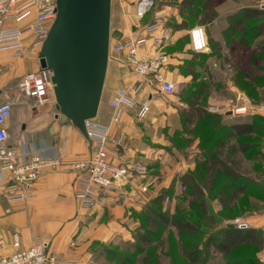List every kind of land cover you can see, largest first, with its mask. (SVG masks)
<instances>
[{
    "label": "crops",
    "instance_id": "crops-1",
    "mask_svg": "<svg viewBox=\"0 0 264 264\" xmlns=\"http://www.w3.org/2000/svg\"><path fill=\"white\" fill-rule=\"evenodd\" d=\"M137 1L120 0L121 9L115 12L112 0V44L125 40L134 29L123 10L127 6V11L134 12ZM262 6L264 0L217 1V18L206 25L197 22L195 26L204 27L209 46L213 47H210L209 52L192 49L190 31L194 26L189 24L180 30L171 26L166 29L161 27L163 21H168L167 17L175 18L177 23L182 22L178 9L167 6L159 11L156 16L160 25L157 35L162 37L164 51L170 56L168 64L162 69L164 77L175 84V88H194L210 77L208 73L204 76L198 69L209 70L210 74L217 76L211 77L214 91L210 99L224 101L228 108L238 100L244 114L264 118V60L232 65L229 63L231 54L224 46L228 40L224 30L228 26L229 16L246 7L264 9ZM137 21L140 19L137 18ZM134 25H137L136 28L141 27L138 23ZM34 38L33 35L26 38V53L22 57H16L11 49L0 50V104L6 101L12 103L11 116L6 122L8 143L26 159L36 153L63 161L81 159L88 154L87 140L68 120L57 116L55 98L36 106L32 99L18 89L19 80L39 68V62L30 54ZM183 39L187 41L185 47L177 49V43ZM233 42L238 44L237 41ZM154 49L153 40H149L140 53L151 55ZM243 49L250 51V48ZM204 57L207 60L202 65L200 62ZM238 70L244 75H248V70L257 72L260 85L251 88L248 93L246 78L244 88L237 84ZM132 86L136 90L131 96L137 104L132 108L124 106L120 121L113 123L110 107L112 97L119 88ZM144 101L149 102L146 112L141 107ZM209 106L217 107L208 109L212 113H224L226 118L235 116L234 108L220 109L219 103ZM186 108L187 103L179 101L176 92L165 96L157 91L155 85H150L146 80L138 81L125 52H111L96 119L111 126L113 141L109 144V155L113 161L118 162L119 141L126 157L151 168L146 179L142 180L143 184L150 185L149 190L142 193L139 181L133 179L128 185L130 194L127 198L120 199L116 194H111L103 197L99 204L81 209L75 198L77 175L66 165L44 168L32 187V197L26 200L8 199L5 185H0V254L9 255L17 250L14 247L16 237L21 248H27L35 237L49 236L52 250L65 259L62 264H97L106 246L131 240L132 229L137 224L135 215L147 201L157 196L162 187L169 186L176 174L177 168L171 166L173 157L165 147L171 144L169 137L173 131L183 128L181 110ZM229 111H233V114H227ZM139 198L145 201L141 203Z\"/></svg>",
    "mask_w": 264,
    "mask_h": 264
},
{
    "label": "built area",
    "instance_id": "built-area-1",
    "mask_svg": "<svg viewBox=\"0 0 264 264\" xmlns=\"http://www.w3.org/2000/svg\"><path fill=\"white\" fill-rule=\"evenodd\" d=\"M155 0H138L135 11L138 19H142L154 6ZM57 15V0H0V50L11 49L16 57L26 53V38L35 36L30 54L39 62V52ZM158 23L148 24L133 29L130 35L121 42L112 44L111 52H125L132 73L138 81L146 80L155 85L162 95H172L175 84L168 81L162 69L169 62V55L164 51L162 37H159ZM192 49L196 52H209L210 46L204 27L198 26L190 31ZM149 40H153V54H141ZM19 91L34 101V105H43L54 98L51 73L40 67L25 74L18 82ZM135 87L119 88L110 102L113 123L120 121L124 106L134 107L137 104L131 93ZM143 112L149 110V102L141 104ZM243 108L234 109L235 113ZM12 112V103L0 104V185H5L6 197L10 200L29 199L32 187L43 169L49 166L66 165L76 173L75 198L81 209H88L101 202L103 197L116 194L120 199L128 197L126 185L137 179L142 193L148 191L142 179L150 172L148 167L133 162L126 157L125 150L117 141L118 162L109 155V144L113 141L111 126L96 118L87 121L89 140L88 154L77 160L63 161L50 158L39 153L30 159L11 147L8 143L9 132L6 122ZM168 200V198H167ZM231 223L241 228L248 224L235 220ZM1 245V242H0ZM75 245V243H73ZM14 247L17 250L9 255L0 254V264H62L65 259L52 250L49 236L35 237L27 248H21L16 237ZM264 253V247H263Z\"/></svg>",
    "mask_w": 264,
    "mask_h": 264
},
{
    "label": "rangeland",
    "instance_id": "rangeland-1",
    "mask_svg": "<svg viewBox=\"0 0 264 264\" xmlns=\"http://www.w3.org/2000/svg\"><path fill=\"white\" fill-rule=\"evenodd\" d=\"M180 2L181 0H155L152 9L144 18L140 19V21H137L138 17L136 16L135 10L134 12H129L127 11L129 7L125 6L123 12L127 13L126 17L128 21L133 23L134 29H137L138 27L136 28L137 25H134V23L140 24L141 27L158 23L156 16L159 11L165 9L167 6L179 10ZM197 4V7H199V3ZM119 9H121L120 0H113V10L117 12ZM186 17L189 24L194 26V29L197 22H199V8L197 16L190 13ZM167 18L168 21H163V25L160 23L163 29L169 28L170 26L173 27L177 23L175 18ZM172 20L174 22H172ZM262 21H264V18L251 21L248 27L257 25ZM258 30L257 28L252 31L251 34L245 36V39H249L251 42V46L249 47L250 51L243 49L239 44L233 42L237 41L239 37L238 34L230 38L225 37L228 40L225 42L224 46L231 54L230 57H232L229 63L234 65L245 64V62L249 60L252 62L258 61L259 59L264 60V58L261 59V55L255 51L258 45L264 44V35L258 36V38H252L258 33ZM186 43L187 41L185 39L179 41L176 45L177 49H183ZM211 49H213V47H211ZM206 60L207 59L204 57V60H201L200 63L204 65L203 63H206ZM218 62L217 58V64ZM198 70L200 73H203L204 76H207V73L210 75L209 78L204 80L207 84L205 92L206 100L204 101L206 108H217L209 105L219 103L220 109H227L228 107L223 103L224 101L210 99L212 95L211 92L214 91L211 78L214 75L210 74L209 70ZM214 77L217 76L215 75ZM236 78L243 88L245 84H243L242 75L237 73ZM194 88L177 87L175 89L177 99L179 101L184 100L185 97L190 95ZM217 90L219 89L217 88ZM237 101L238 100L231 104L228 109L233 110V108H240L241 105ZM244 113L245 111L241 109L234 114L235 116L226 118L224 113L220 112L221 118L216 121L209 117L206 123L199 124L195 129L192 127H188L187 129L182 127L178 128L174 130L169 137V142L171 144L165 147L167 153L173 157L171 166L175 165L177 171L170 185L164 186L159 190L157 196L162 194L164 202L156 206V208L165 215L168 214L170 216L184 218L196 227L197 232L194 234H178L174 228L161 227L159 230L155 231V235L153 236L151 232L145 228L147 219L146 214L151 213L149 209L145 207L151 201L150 200L143 205V208L134 217L137 224L132 229V239L127 242L106 246L104 252L101 253L100 258L97 260V264H146L147 260V264H186L182 259L181 249L190 248L191 245H197L198 249L204 252L206 250L205 243L208 237H211L220 229L235 225L231 223V221L237 219L247 223L248 228H257L264 232V120L259 119L258 115ZM251 120L254 121L256 126L260 127V130L251 136L241 137L231 142L236 144L249 143L253 145L249 151L238 153L236 156L235 161H239L238 168L243 174V179L238 182H233L227 176L220 175L218 181H216L212 188L208 187L207 185L210 182L209 180L205 182V162L208 160V155L215 149L216 140L225 135V129L230 124ZM217 124L224 127L219 130L217 128L218 131L212 135V131L214 128L216 129L215 126ZM148 169L151 171V168ZM186 174L193 175L196 181L203 185V192L198 199H194L192 190L182 183V178ZM146 177L147 176L143 179H146ZM162 181L163 179L160 180V182ZM130 184L131 182L126 185L128 196L130 194L128 185ZM143 185L147 186L149 190L150 185ZM244 185L246 191L241 194L235 202L229 201L234 190ZM153 186L152 188H154ZM139 201L143 203L145 200L139 198ZM140 225H142V230H139ZM143 232L151 238V246L145 247L135 240L134 234H141ZM263 247L259 248L258 246L245 245L239 247L233 254L228 256L216 253L211 248L207 254H200L201 262L199 264H230L234 262L248 264L252 261L264 264ZM119 259H128V261L122 263Z\"/></svg>",
    "mask_w": 264,
    "mask_h": 264
},
{
    "label": "trees",
    "instance_id": "trees-1",
    "mask_svg": "<svg viewBox=\"0 0 264 264\" xmlns=\"http://www.w3.org/2000/svg\"><path fill=\"white\" fill-rule=\"evenodd\" d=\"M217 1L222 0H181L179 4V14L183 17L181 23H176L174 29H184L189 26V21L187 15L193 13L198 15V8L200 10L201 18L199 19V24L206 25L213 22L218 13L215 10V5ZM199 3V7H197ZM264 18V9L258 7H246L238 11L237 13L229 16L228 26L224 30V36L226 38L233 37L238 34L237 43L242 48H249L251 42L249 39H245V36L249 35L255 29H259L258 33L252 38H258V36L264 35V21L248 27L249 22L254 20H260ZM256 53L261 55V59L264 58V44H260L256 47ZM258 61H261L260 59ZM259 63V62H258ZM261 64V63H259ZM242 75L243 84L244 79L248 81L245 88L247 92H250V89H254L260 85L259 74L257 72L248 70V75H244L242 71H237ZM196 77H194V80ZM242 81V80H241ZM238 82V81H237ZM240 83V82H239ZM237 83L239 86H241ZM207 84L203 81L198 86H196L189 96L185 97L184 101L187 103V108L181 112V120L184 129L192 127L195 129L199 124L206 123L207 118H212L217 120L221 118V115L218 113H212L208 111L204 105L205 92ZM242 88V86H241ZM244 88V87H243ZM258 118L264 120L262 116L258 115ZM212 131V135L216 133L219 129L224 126L216 125ZM218 128V130H217ZM260 127L256 126L254 121H243L232 123L225 129V135L219 137L215 142V149L208 155V160L205 162L206 165V178L205 182H208V187L212 186L218 181L220 175H225L230 178L233 182H238L243 179V174L240 171L239 161L236 160L238 153H245L252 148V144L249 143H231L236 141L241 137L251 136L254 133L258 132ZM229 142V143H227ZM182 183L184 186L189 187L193 194L194 199H198L203 192V185L196 181L195 177L191 174H186L182 178ZM246 191L245 185L237 187L234 192L231 194V202H235L241 194ZM164 202V197L162 194L156 196L152 199L147 205L146 209H149L151 213L146 214V226L145 228L151 232L154 236L155 231L159 230L161 227L165 228H174L178 234H194L197 232V229L190 222L186 221L182 217H175L170 215H165L156 206L161 205ZM203 204V203H201ZM226 205V203L224 202ZM139 230H142V225L139 226ZM135 240L137 243H141L143 246H151V238L148 237L144 232L141 234H134ZM245 245L258 246L262 248L264 245V232L257 228H241L237 225H231L226 228L220 229L217 233L213 234L211 237H208L205 243V251L202 252L198 249L197 245H191L190 248L181 249L182 259L186 264H199L201 262V253H208L212 248L216 253H219L223 256H228L233 254L239 247ZM120 256V255H119ZM122 257V256H120ZM120 262L126 263L128 259H119ZM148 262V260H147ZM146 262V264H147ZM230 264H240V263H230ZM248 264H260L259 262L252 261Z\"/></svg>",
    "mask_w": 264,
    "mask_h": 264
},
{
    "label": "water",
    "instance_id": "water-1",
    "mask_svg": "<svg viewBox=\"0 0 264 264\" xmlns=\"http://www.w3.org/2000/svg\"><path fill=\"white\" fill-rule=\"evenodd\" d=\"M111 19L112 0H57L38 55L39 67L51 73L57 116L87 141V121L97 118L107 76Z\"/></svg>",
    "mask_w": 264,
    "mask_h": 264
}]
</instances>
